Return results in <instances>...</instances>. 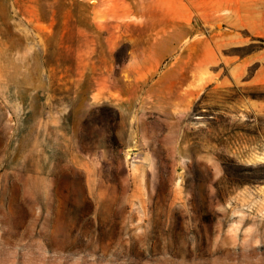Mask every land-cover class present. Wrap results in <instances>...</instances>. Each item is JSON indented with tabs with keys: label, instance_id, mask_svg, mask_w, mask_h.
<instances>
[{
	"label": "rangeland",
	"instance_id": "obj_1",
	"mask_svg": "<svg viewBox=\"0 0 264 264\" xmlns=\"http://www.w3.org/2000/svg\"><path fill=\"white\" fill-rule=\"evenodd\" d=\"M0 264H264V0H0Z\"/></svg>",
	"mask_w": 264,
	"mask_h": 264
},
{
	"label": "crops",
	"instance_id": "obj_2",
	"mask_svg": "<svg viewBox=\"0 0 264 264\" xmlns=\"http://www.w3.org/2000/svg\"><path fill=\"white\" fill-rule=\"evenodd\" d=\"M170 1H172V0H170ZM181 4H183V3L182 2H180L179 4L177 3L178 6L181 5ZM198 4L200 5L201 3L198 2Z\"/></svg>",
	"mask_w": 264,
	"mask_h": 264
}]
</instances>
